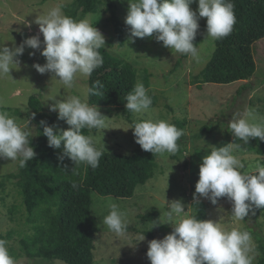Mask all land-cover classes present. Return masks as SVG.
I'll list each match as a JSON object with an SVG mask.
<instances>
[{
    "label": "rangeland",
    "instance_id": "1",
    "mask_svg": "<svg viewBox=\"0 0 264 264\" xmlns=\"http://www.w3.org/2000/svg\"><path fill=\"white\" fill-rule=\"evenodd\" d=\"M71 1L0 0V44L5 43L11 48L32 35H38L43 40L39 26L35 23L36 16L46 14L57 3L66 5ZM116 5L119 20L125 24L127 0H117ZM190 7L196 10L197 4L194 2ZM103 9L101 7L96 12L87 14L85 18L104 35V48L112 55L129 61L137 68H146L151 73L145 88L152 104L141 113L133 112V120L139 122L151 118L171 123L175 119L184 121V142L178 146L174 155L165 152L157 156L153 177L145 184L138 185L132 197L116 198L91 193V210L99 227L93 237L94 264H150L146 256L147 242L153 238H162L172 228L169 224H163L165 227L161 229L156 226L151 228L153 223L139 218L138 213L157 209L162 223L167 210L165 199H181L185 205V214L191 216H194L198 206L202 205L205 208L203 219L218 220L226 230L239 228L250 232L255 244L253 264H261L259 261L264 257V211L250 214L243 221H235L231 215L232 204L227 198L221 197L217 204L213 205L208 199L198 197V203L193 201V193L201 157L208 154L213 147L235 143L228 146L232 148V154L243 163L244 167L240 169L242 173H252L257 164L264 165V156L259 153L256 138H250L248 143L244 144L243 141L235 139L228 129V121L235 112L242 115L250 112L248 119L251 123L264 125V39L257 41L252 47L256 68L249 79L229 84L204 83L201 82L200 72L215 47L214 40L207 37L206 32L201 34L197 42L198 56L195 58L163 47L162 42H157L152 37L135 38V42L129 43L127 47L130 26L125 24L121 45L114 27L108 22L110 14ZM204 19L201 17L198 22H203ZM112 36L115 37L113 41L110 40ZM33 51L35 55L30 56L29 52ZM19 60V70H10L12 77L0 76V111L7 112L19 125H25L31 116L27 105L30 95L39 97L48 111L50 110L45 103L49 102L48 97L56 94L57 90L64 97L76 95L84 98L88 77L78 73L73 86L67 88L60 81L51 79V73L40 74L32 67L34 63L45 62L38 50L25 47ZM199 80L200 82H196ZM15 109L18 112H15ZM100 109L106 116L105 125L110 129H97L96 132L88 129L86 135L92 136L97 148L104 143L105 151L130 153L137 143L131 129H122L131 123L124 119L118 109ZM30 123L31 126L27 130L34 134L35 125L32 121ZM54 127L64 129L68 125L63 120H58ZM16 163L17 160L0 158V233L12 232V236L6 240L9 254L14 264H64L60 260L28 258L21 252L19 239L30 234V224L26 223L27 214L18 188L13 184L15 180L1 179L3 175L15 170ZM111 203L118 204L126 213L129 228L124 236H117L102 222ZM13 209L14 215H11ZM145 232H151L152 236H147ZM142 234L145 240L138 242Z\"/></svg>",
    "mask_w": 264,
    "mask_h": 264
},
{
    "label": "clouds",
    "instance_id": "2",
    "mask_svg": "<svg viewBox=\"0 0 264 264\" xmlns=\"http://www.w3.org/2000/svg\"><path fill=\"white\" fill-rule=\"evenodd\" d=\"M194 2L196 10L190 7ZM127 5L124 18L125 24L130 26L127 47L135 42V38L152 37L162 42L163 47L195 58L198 49L194 40L201 17L206 18V36L212 40L230 35L236 23L233 0H127ZM35 23L43 40L32 35L11 48L5 43L0 44V76H11L10 70H19V57L25 47L38 50L45 58L43 64L32 65L38 73H51V79L60 81L67 88L73 86L78 73L90 77L95 69L102 66L103 57L99 50L106 46L105 37L87 18L76 20L64 13L62 3H57L46 14L36 16ZM29 55H35V51ZM103 87L101 81H94L86 89L83 99L76 95L64 97L59 90L48 97L49 102L45 104L49 110L56 112L57 119L68 125L67 128L56 129L44 120L39 122L48 146L61 149L58 154L60 161L68 158L73 165L86 163L93 169L99 166L106 150L105 144L97 148L92 136L84 135L82 129H110L106 127V116L98 105L87 102L88 95L103 97L104 93L100 91ZM147 92L144 84L137 81L126 95L124 107L134 113L149 109L152 100ZM34 116L35 113H31L25 125L21 126L7 112L0 111V158L18 160L19 167L24 168L37 155L30 145L32 135L27 130ZM250 116V112L243 115L232 113L228 129L244 144L250 138L264 141V125L251 123ZM128 129L132 130L141 149L153 155L165 152L174 155L178 151L177 141L184 134L167 120L151 118L134 121L122 130ZM234 144L230 142L222 147H213L201 157L193 201L199 203L198 197H203L216 205L219 198H227L232 204L234 220L243 221L250 214L255 215L256 209L264 208V165L257 164L255 174L242 173L243 163L228 146ZM66 168L67 165L63 167L64 170ZM165 205L167 210L163 222L153 224L151 228L169 224L172 230L162 238L147 242L146 256L150 264H253L255 244L250 232L239 228L226 230L218 220L186 215L181 199H165ZM102 222L117 236L127 234L129 221L116 203L109 204V212ZM144 240L142 234L138 242ZM7 243L0 239V264H14Z\"/></svg>",
    "mask_w": 264,
    "mask_h": 264
},
{
    "label": "trees",
    "instance_id": "3",
    "mask_svg": "<svg viewBox=\"0 0 264 264\" xmlns=\"http://www.w3.org/2000/svg\"><path fill=\"white\" fill-rule=\"evenodd\" d=\"M116 3L117 0H72L69 4H63V10L66 15L79 20L104 8L110 14L108 22L114 27L122 45L126 26L119 20ZM233 3L236 23L230 35L214 40L212 55L200 72L201 82L229 84L249 79L255 72L252 47L264 39V0H233ZM198 23L200 27L194 40L196 45L201 34L206 32V18ZM114 39V36L110 38L111 41ZM99 51L103 64L92 72L86 83L88 88L94 81H101L104 87L100 91L104 95H88L87 102L97 104L100 112V108L118 109L124 119L132 124L135 121L133 112L124 107L125 97L137 81L147 86L151 73L146 68H137L129 61L112 55L105 48ZM27 105L30 113H35L31 119L35 128L34 134L31 133L30 145L37 155L24 168L19 167L17 160L15 170L1 178L3 181L15 180L13 184L18 188L27 214L26 223L30 224V234L19 239L21 252L28 258L60 260L64 264H94L93 237L99 227L91 210V193L116 198L132 197L138 185L145 184L153 177L158 155L142 150L137 144L127 154L104 151L95 169L86 163L73 165L68 158L60 161L58 154L61 149L48 146L39 124L44 120L55 126L58 121L56 112L48 111L36 95L29 96ZM15 112L18 110L15 109ZM183 122L175 119L172 124L183 130ZM82 133L86 135L88 129H82ZM183 138L181 136L177 141L178 146L183 144ZM255 142L259 153L264 156V141L256 138ZM65 165L67 168L64 170ZM252 173L255 174V171ZM3 187L4 184L1 185ZM14 210L11 215H14ZM260 211H264V208L256 209L255 213ZM204 212V206L199 205L194 217L203 219ZM138 217L153 224L160 223L157 209L138 213ZM156 227L161 229L165 226L160 224ZM145 234L152 236L151 232ZM11 236V231L0 233V239L8 240ZM259 263H264V257Z\"/></svg>",
    "mask_w": 264,
    "mask_h": 264
}]
</instances>
